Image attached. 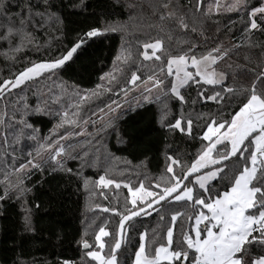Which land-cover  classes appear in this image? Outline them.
Listing matches in <instances>:
<instances>
[{
    "label": "trees",
    "instance_id": "obj_1",
    "mask_svg": "<svg viewBox=\"0 0 264 264\" xmlns=\"http://www.w3.org/2000/svg\"><path fill=\"white\" fill-rule=\"evenodd\" d=\"M209 1L202 0V10L197 11L196 0H51L54 6L47 11L54 13L58 19L47 20L37 16L34 24L26 25L21 34L14 33L10 40H0L2 82L3 79H13L25 67L31 66V62L55 59L76 43L78 35L83 36L90 28L104 31L106 26H110L103 35L88 40L62 70L51 77L45 74L35 81L26 82V86L13 89L11 96L6 93L0 99V196L4 195L5 173L12 183L17 178L13 173L11 154L15 150V155L21 158L19 162H23L25 153L35 147L33 141L26 139V136L32 135L30 130H25L26 134L19 143H13L15 134L21 128L17 121L21 118L24 105L28 106L25 119L39 130V138L63 136L65 129L79 132V127L68 125L54 129L59 123L56 114L62 112L60 104L52 99L53 95L60 94L57 84L67 82L68 85H78L80 89H94L101 83L100 77L112 71L118 55H123L124 50H130L133 55L130 70L126 67L125 73L113 82L112 92H104L82 105L81 115L91 120L94 117L92 113H98L97 108H104L112 100L121 105L115 114L96 123V128L102 123L107 125L102 138L96 136L93 125L89 123L86 132L92 133L91 136L73 135L68 141L75 146V152L88 153L87 162L82 166L79 158L67 160L66 167L73 170L71 174L57 172L50 175L45 172L42 176L38 171L32 172L24 180V186L30 191L18 199L15 190L10 189V195L0 200V264H63L64 261L70 264H98L87 257L81 245L83 240H87L91 250L101 251L95 235L100 227H104L109 236L102 238L105 248L101 254L108 255L120 220V216L111 209L127 214L125 208L132 207L124 185L139 187L138 181H143L149 190L157 191L155 184L160 178L167 179L171 175L166 174V164L170 162L166 157L178 158L181 164L191 166L202 147L199 137L205 130L208 115L230 119L239 110L240 101L253 81L257 82L259 90L257 76L264 72V31L260 28L246 31L249 17L245 12L250 11L252 6H259L262 0H247L250 7L236 12L214 11L212 6L209 10ZM6 2L9 5L8 15H12L21 10L17 4L26 0ZM31 3L42 5L43 0H31ZM164 3L169 4L168 9L161 8ZM34 11L44 12L45 9L36 7ZM169 12L175 15L168 17ZM162 14L164 20L160 19ZM181 17L188 28H181L178 24ZM9 23L0 16V36ZM257 23H260L259 19ZM111 27L116 30L112 31ZM193 28L195 31H192ZM156 38L163 42V50L157 51L161 61L154 58L144 61L139 55L144 51L143 43L153 42ZM193 44L196 45L193 54L197 58L217 46L227 50V55L218 60L213 68L224 73L223 87H232V94L224 93L221 85H204L201 88L194 81H189L181 89L183 103L172 96L168 88L159 94V100L152 97L147 102L133 103L135 92H130L127 98L123 97L116 85L123 86L131 71H136L141 80L156 71L165 84H169L172 77L166 72L167 54L185 52ZM18 45H21L20 51H14ZM159 67L164 68L163 73ZM198 92L207 95L219 92L223 100H207L203 96L198 97ZM61 102L66 106L68 97H62ZM38 104L43 111H33ZM165 111L167 115L162 120ZM176 119H181L185 128L187 120H192L191 136L187 131L169 129L168 125L174 124ZM5 136L7 147L3 143ZM203 143L206 145L207 141ZM226 163L231 174L236 162L233 159ZM174 172L180 175V167L174 166ZM100 176L114 180L120 187L117 188L115 183L108 187L100 185ZM220 183L213 181L212 187H220ZM163 187L161 182V189ZM220 190L224 189L220 187ZM147 211L150 214H142L126 222L127 236L118 250L119 264H132L140 233H145L146 240L150 242L163 239L166 243L167 228L172 227L175 250L176 243L182 240V230L193 223V220L187 219L192 208L185 202L165 204L159 214L155 210ZM175 212L183 215L173 223L171 215ZM26 215L30 217L28 227L25 224ZM156 246L159 244L154 243ZM260 254H264V250L253 248L254 257ZM161 264L169 262L162 261Z\"/></svg>",
    "mask_w": 264,
    "mask_h": 264
},
{
    "label": "snow or ice",
    "instance_id": "obj_2",
    "mask_svg": "<svg viewBox=\"0 0 264 264\" xmlns=\"http://www.w3.org/2000/svg\"><path fill=\"white\" fill-rule=\"evenodd\" d=\"M53 6L51 0H43L42 5H33L31 0H26L25 3L17 4V7L21 9L18 13L8 15L9 5L6 0H0V16L10 22L5 25L6 30L0 36V40H10L14 33L21 34L26 25L34 24L37 16L47 20L58 19L54 13L47 11ZM36 7H43L45 11H34ZM129 7L133 6L129 5ZM249 7L247 0H234V3L229 6V10L248 9ZM161 8L168 9L169 4L164 3ZM195 8L197 11L202 10V0H196ZM209 10H211V5H209ZM245 14L249 17L246 31L257 28L264 31V27H262L264 25V4L259 7L252 6L250 11H246ZM174 15V12L167 13L168 17ZM160 19L164 20L165 16L162 14ZM258 19L260 20L259 24L257 23ZM177 22L181 28H188L183 17ZM17 24L19 27H16ZM109 27L106 26L104 31L96 27L90 28L83 36L78 35L76 43L55 59L46 62H31V66L25 67L14 76V79H3L0 82V99H3L6 93L11 96L13 89H18L22 85L26 86V82L35 81L36 78L43 77L45 74L51 77L52 74L62 70L69 62L73 61L74 55L88 40L103 35L105 31L109 30ZM111 30L115 31L116 29L111 27ZM192 31L195 29L193 28ZM20 48L21 45H18L14 51L18 52ZM195 48L196 45L193 44L185 52L175 55L167 54V76H174L169 84H165L156 71L148 75L145 80H141L136 71H131L130 78L126 80V83L123 86L117 83L116 86L125 98L134 90L140 91V100L145 102L152 98L154 90L163 92L165 88H168L169 93L183 103L184 96L181 94V89L189 81H194L201 88L204 85H221L224 93L232 94L234 92L232 87H223L224 73H217L212 67L227 55V50L217 46L206 55L202 54L197 58L193 54ZM143 49L144 51L139 55L143 57L144 61H150L153 58L155 61H161V55H157V51L163 50V42L160 38H156L150 43H143ZM149 49L152 50L151 54H149ZM132 61V52L124 50L123 55H118L114 61L112 71L103 74L100 77L101 83L97 84L94 89H80L78 85H68L67 82L57 84L60 94L53 95L52 99L54 103L60 104L62 112L56 114L59 116V123L54 126V129L68 125L79 127V132H69L65 129L63 136L39 138L37 135L39 130L25 119L28 106L24 105L21 118L17 121L21 128L15 134L13 143H19L26 134L25 130H30L32 135L26 136V139L33 141L35 147L25 153L22 157L23 162H19L21 158L15 155V150L11 154L12 169L17 178L15 183H12L8 174L5 173L4 195L0 196V200L10 195V189L15 190L18 199L22 198L26 192L30 191L24 186V180L29 178L32 172L38 171L42 176L45 172L50 175L57 172L71 174L73 170L66 167L67 160L79 158L82 166L87 162L85 158L88 153L75 152V146L68 141L73 135L91 136L92 133L86 132V126L89 123L93 125L96 136L102 138L107 125L102 123L99 128H96L97 121L81 115L82 105L92 101L94 97H99L104 92H112L113 82L118 81V78L125 73L126 67L130 70ZM189 67L195 71H189ZM159 71L163 73L164 68L159 67ZM257 81H259V90L257 82L253 81L252 87L245 91V95L240 101L239 110L235 111L230 119L208 115L204 125L206 130H202V136L199 137L202 147L190 167L181 164L178 158L168 156L166 159L170 162L166 164V174L171 175L167 179L160 178V181L155 184L157 191L149 190L143 181H138L139 187L124 185L128 189L132 207L125 208L127 214L117 212L115 208L111 209L120 216V220L119 230L109 248L108 255L102 256L101 251L105 248L102 237H108L109 233L105 231L104 227H100L99 232L95 235V241L101 251L91 250L87 240H83L87 257L98 261V264H119L118 250L121 249L127 236L126 222H131L134 217L142 214H150L147 210H155L159 214L164 210L165 204L175 201L190 204L192 213L187 219L194 220V223H190L186 230H182V240L176 243L175 250H173L172 227L167 228L166 243L163 239L150 242L146 240L145 233H140L139 246L135 251L132 264H161L162 261H168L169 264H264V254L253 256V248L264 250V72L257 76ZM149 83L151 87H149ZM165 94L167 95V93ZM197 95L198 97L203 96L207 100H223L219 92H215L213 95L198 92ZM64 96H67L69 101L66 106L61 102V98ZM155 99L159 100L160 96L156 95ZM45 106H47V102H45ZM120 107V103L115 100L104 106L109 113H115ZM73 108L75 111H68ZM104 108H97V112L101 114V120L106 115ZM43 110L39 104L33 109L35 112ZM95 115L96 112H93L92 116ZM166 115L165 111L161 119L163 120ZM168 127L173 131L177 129L182 132L187 131V134L191 136L193 122L188 119L185 128L182 126L181 119H176L175 123H170ZM193 138L196 139V137ZM204 141H207L206 145L203 143ZM3 143L6 147L8 146L7 136L4 137ZM20 150L23 151V148ZM233 159L236 162V168L230 174L226 162ZM17 163L18 167H16ZM174 166L180 167V175L175 174ZM193 176H195L194 180ZM213 181L221 182L220 187L224 190L221 191L220 187L214 189ZM161 182L164 184L162 189ZM99 183L104 187L114 183L117 188L120 187L119 183L112 179H105L104 176H100ZM127 203L128 201H126ZM154 205L158 207L154 209ZM108 210L105 209V211ZM182 215L181 212L173 213L171 221L175 223L177 217ZM161 219H163L162 216ZM25 224L26 227L30 226V217L27 215ZM154 243L159 246L154 247ZM63 264H70V262L64 261Z\"/></svg>",
    "mask_w": 264,
    "mask_h": 264
},
{
    "label": "rangeland",
    "instance_id": "obj_3",
    "mask_svg": "<svg viewBox=\"0 0 264 264\" xmlns=\"http://www.w3.org/2000/svg\"><path fill=\"white\" fill-rule=\"evenodd\" d=\"M210 2V4H211V6H212V9L214 10V11H224V12H236V11H240V10H236V9H233V10H229V6L230 5H232L233 3H234V0H210L209 1ZM261 4H264V0H262V2H261ZM260 4V5H261ZM217 5H218V7H217ZM259 5V6H260ZM259 6H257V7H259ZM149 50H151V49H149ZM152 51V50H151ZM151 51L149 52V54H151ZM40 62H46V61H40ZM189 64H190V60H189ZM213 67V66H212ZM189 71H195L193 68H191V67H189V69H188ZM216 71V70H215ZM166 72H167V69H166ZM217 73H221V72H219V71H216ZM14 79V78H13ZM172 79H174V76L172 77ZM145 80V79H144ZM149 87H151V84L149 83ZM133 92H135V94L133 95V99H132V102L133 103H137L138 101L139 102H142V100H140V91H137V90H134ZM161 92H157L156 90H154L153 91V93H152V97H155L156 95H159ZM130 96V93L128 94V96L127 97H129ZM124 97V96H123ZM122 97V98H123ZM126 104V103H125ZM120 110V109H119ZM118 111V109L116 110V112ZM104 112L106 113V115H104V117H103V120H101L100 119V116H101V114L98 112L94 117H93V119L92 120H94V121H97V123H100V122H102V121H104L107 117H109V116H111V115H113V114H115V113H109L108 112V109L107 108H104ZM87 127V126H86ZM206 130V129H205ZM79 131H80V128H79ZM202 174V173H201ZM194 179H195V176H194ZM98 182H99V180H98ZM100 184V183H99ZM100 185H102V184H100ZM103 186V185H102ZM193 223H194V220H193ZM118 230H119V228H118ZM106 231V230H105ZM99 232V231H98ZM97 232V233H98ZM103 238V237H102ZM93 250H95V251H98V250H96V249H93ZM102 255V254H101ZM103 256V255H102ZM134 258H135V255H134ZM134 260V259H133ZM97 263H98V261H96Z\"/></svg>",
    "mask_w": 264,
    "mask_h": 264
},
{
    "label": "water",
    "instance_id": "obj_4",
    "mask_svg": "<svg viewBox=\"0 0 264 264\" xmlns=\"http://www.w3.org/2000/svg\"><path fill=\"white\" fill-rule=\"evenodd\" d=\"M81 246H82V249H83V250H85V249H84V247H83V243H82V245H81Z\"/></svg>",
    "mask_w": 264,
    "mask_h": 264
}]
</instances>
